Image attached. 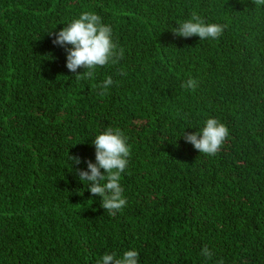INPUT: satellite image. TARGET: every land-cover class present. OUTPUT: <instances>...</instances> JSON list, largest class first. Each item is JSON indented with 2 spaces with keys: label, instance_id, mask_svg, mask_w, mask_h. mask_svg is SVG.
<instances>
[{
  "label": "trees",
  "instance_id": "1",
  "mask_svg": "<svg viewBox=\"0 0 264 264\" xmlns=\"http://www.w3.org/2000/svg\"><path fill=\"white\" fill-rule=\"evenodd\" d=\"M85 11L111 26L124 58L77 80L85 70L69 72L48 34ZM193 12L223 35L175 36ZM189 75L194 93L180 87ZM210 117L230 131L211 157L183 138ZM107 128L130 145L127 205L114 216L77 175ZM127 250L139 264H264V6L0 0V264H98Z\"/></svg>",
  "mask_w": 264,
  "mask_h": 264
},
{
  "label": "clouds",
  "instance_id": "2",
  "mask_svg": "<svg viewBox=\"0 0 264 264\" xmlns=\"http://www.w3.org/2000/svg\"><path fill=\"white\" fill-rule=\"evenodd\" d=\"M257 7L264 6V0H253ZM225 26L219 23L206 22L199 14L193 12L191 18L178 24L172 32L175 36L190 38L197 36L201 41L218 40L224 32ZM54 35L53 45L60 46L66 51V68L71 73L83 68L82 75L74 77L94 78L97 67L116 65L124 58V49L112 39V28L103 24L101 17L93 12H82L78 19L73 20L59 32L49 33ZM70 46V47H67ZM120 75H126L121 69ZM114 83L111 77L97 85L100 94L104 95ZM200 81L189 75L182 81L180 87L190 93L199 88ZM230 131L220 120L214 117L204 121L202 129L196 133L183 134L186 143H190L195 150L206 156H215L229 139ZM128 138L120 129L107 128L96 136L92 144L95 148V163L85 160L87 170L77 169L80 181L87 183L88 192L94 197L101 198V207L110 215H115L127 205L121 186V174L128 166L130 145ZM68 160L75 165L81 163L79 156H68ZM103 170V173L101 172ZM205 260H211L214 251L207 245L201 249ZM98 264H139V254L136 250L124 251L122 256L115 252L104 254ZM218 264H224L223 260Z\"/></svg>",
  "mask_w": 264,
  "mask_h": 264
}]
</instances>
